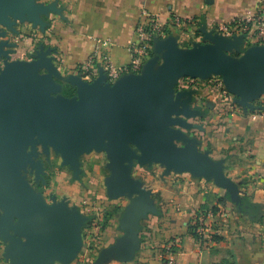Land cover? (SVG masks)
<instances>
[{
  "label": "water",
  "instance_id": "water-1",
  "mask_svg": "<svg viewBox=\"0 0 264 264\" xmlns=\"http://www.w3.org/2000/svg\"><path fill=\"white\" fill-rule=\"evenodd\" d=\"M61 13L57 2L0 0V238L7 243L9 264H69L83 247L88 217L67 197L48 201L27 179L30 167L37 182H46V165L52 151L69 166L76 179L83 173L84 154L105 152L110 175L105 179L108 197H128L121 219L123 235L103 248L94 264L109 259L132 261L140 248L141 220L152 205V192L133 177V167L161 164L166 172H190L213 179L234 190L224 160H215L191 136L189 121L203 113L193 107L194 90H177L180 78L222 77L225 88L245 110H262L264 96V44L242 51L244 36L226 37L201 29L203 41L181 48L173 35L154 42V56L140 73L122 75L113 84L101 67L92 81L81 74L63 76L53 53L41 43L32 59H11L27 23L45 32L43 16ZM236 53L240 54L237 55ZM66 81L76 88L63 94ZM241 203V199L234 198Z\"/></svg>",
  "mask_w": 264,
  "mask_h": 264
},
{
  "label": "crops",
  "instance_id": "crops-1",
  "mask_svg": "<svg viewBox=\"0 0 264 264\" xmlns=\"http://www.w3.org/2000/svg\"><path fill=\"white\" fill-rule=\"evenodd\" d=\"M54 3L61 13L51 12L43 16L48 23L45 32L27 23L18 27L19 35L9 33L18 43L13 59H32L39 44L57 49L56 64L65 78L81 74V64L95 51L107 54L117 65L130 62L128 45L135 38V29L141 7L159 15L162 21H171L174 16L189 19L181 28H174L181 48H191L202 42V28L213 31L217 24L253 13L260 0H40ZM191 20V22H190ZM105 42V44L103 43ZM244 42V41H243ZM242 49L250 47L244 46ZM102 59V58H101ZM97 60L96 72L102 67ZM82 75V74H81ZM179 90H194L193 107L203 113L190 119L203 129L189 133L200 141V149L210 151L215 160H224V170L235 184L234 190L221 187L213 179L195 176L190 172H166V167L153 165L133 167V177L149 189L156 212H149L141 220L140 248L130 262L114 258L104 264H165L162 250L170 240L180 239L181 247L175 254V264H213L225 259L236 264H264V216L252 220L241 208L247 197L259 204L264 214V109L245 110L235 102V96L227 91L215 77L208 79L191 77ZM63 94L72 97L76 88L66 81ZM264 100V99H262ZM256 104L263 105L261 98ZM85 155H89L84 159ZM109 159L105 152L93 151L81 157L83 175L76 179L73 171L62 165V158L53 151L51 161L44 159L46 169L57 168L53 185L59 199L73 200L88 197L104 204L111 212L102 243L90 240L88 221L83 227V247L69 264H94L100 251L116 243L123 235L121 219L130 202L128 197H108L105 179L110 175ZM67 169V170H66ZM71 172V173H70ZM71 174V175H70ZM56 183L58 185H56ZM73 203V204H72ZM76 205V204H75ZM84 215L80 205H76ZM203 206L220 209L208 223L217 231L221 240L209 248L201 249L189 232V223ZM7 243L0 238V264H9L5 258ZM56 264H64L56 262Z\"/></svg>",
  "mask_w": 264,
  "mask_h": 264
},
{
  "label": "built area",
  "instance_id": "built-area-1",
  "mask_svg": "<svg viewBox=\"0 0 264 264\" xmlns=\"http://www.w3.org/2000/svg\"><path fill=\"white\" fill-rule=\"evenodd\" d=\"M189 19H184L180 16H174L171 21H162L159 15L149 10L145 6L141 7L139 19L135 29V38L132 39L128 45L130 52V62L125 65L115 64L111 58L100 51H95L91 54L80 67L82 77L86 80L92 81L98 76L96 72L97 60L102 58V68L104 69L107 80L114 83L122 75L128 73H140L144 65L149 59L154 56V42L157 39H165L170 36L174 28H181ZM191 22V20H190ZM213 32L222 34L226 37H233L235 35H243L244 46L250 47L252 45L264 44V0H260L256 10L253 13L241 18H233L229 21L217 23L213 28ZM105 44V42H103ZM191 77H183V83L189 81ZM219 83L224 87L223 81ZM80 206L85 214L89 216V228L91 230L89 237L95 243H102L104 233L109 225L110 216L109 210L103 203L81 200ZM210 208L199 210L195 214L192 223L195 227V239L197 240L201 249L211 247L218 241L215 239L217 231L208 223V219L216 215ZM181 240L174 238L164 245L162 250V260L165 264H175V254L178 253L181 247ZM175 248V250L173 249Z\"/></svg>",
  "mask_w": 264,
  "mask_h": 264
},
{
  "label": "rangeland",
  "instance_id": "rangeland-1",
  "mask_svg": "<svg viewBox=\"0 0 264 264\" xmlns=\"http://www.w3.org/2000/svg\"><path fill=\"white\" fill-rule=\"evenodd\" d=\"M215 33V32H214ZM7 37H10V36H7ZM10 39H11V37H10ZM11 41H12V39H11ZM14 42V41H13ZM242 51H245V49H242ZM237 55H240V54H238V53H236ZM13 55L14 54H11V59H13ZM211 77H215V79H217V81L219 82L220 80L221 81H223L222 80V77L221 76H218V75H213V76H211ZM180 79H182V78H180ZM223 85H224V83H223ZM176 88H177V86H176ZM224 88H225V86H224ZM226 89V88H225ZM177 90H179L178 88H177ZM262 99H264V96H262L261 97V102H263L264 103V100H262ZM43 157V159H45V160H47L46 159V157L43 155L42 156ZM89 157V155H85L84 156V159H87ZM67 167H69V166H67ZM67 170V169H66ZM72 171V170H71ZM56 172H57V168H52V167H50V168H47L46 169V175H45V180H46V182L44 183V182H37L36 180H35V173L30 169V167L27 169V171L26 172H24V174L26 175V177H27V179L30 181V183L38 190V191H41L42 193H43V195H45V197H46V199L48 200V201H51V196L52 195H56L54 192V189H56V188H54L53 189V185H54V181H55V176H56ZM71 173V172H70ZM71 175V174H70ZM82 175H83V173L81 174V178H82ZM56 185H58L57 183H56ZM57 196V195H56ZM58 197V196H57ZM87 199L88 201H94L95 199H92L91 197L90 198H88V197H82V199ZM59 199V198H58ZM62 199V198H61ZM81 197H79V198H77V199H74L73 200V202H74V204L73 205H80V204H82L81 203ZM70 200V199H69ZM71 201H72V199H71ZM71 201H70V203H71ZM75 205V206H76ZM79 207H81V206H79Z\"/></svg>",
  "mask_w": 264,
  "mask_h": 264
},
{
  "label": "trees",
  "instance_id": "trees-1",
  "mask_svg": "<svg viewBox=\"0 0 264 264\" xmlns=\"http://www.w3.org/2000/svg\"><path fill=\"white\" fill-rule=\"evenodd\" d=\"M241 202H242V203H241V208H242V210H243L245 213L249 214L252 220L256 221V220H259V219L263 218L264 214H263V211H262L261 206H260L259 204L253 203V202L250 201L247 197H243ZM207 208H209V207H208V206H203V207L201 208V210H204V209H207ZM211 209H212L216 214H217L218 212H220V209H219L218 207H216V206H213ZM197 213H198V212H197ZM109 216H110V218H111V212H109ZM195 227H196V225L193 224V223H192V220H191L190 223H189V226H188V228H189V232H190L193 236L196 237V234H195ZM215 239H216L217 241H220V240H221V237L217 234V235L215 236ZM204 248H205V247H204ZM173 249L175 250V248H173ZM213 264H236V262H235L234 260L225 259V260H223V261H221V262L213 263Z\"/></svg>",
  "mask_w": 264,
  "mask_h": 264
}]
</instances>
